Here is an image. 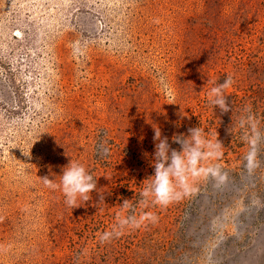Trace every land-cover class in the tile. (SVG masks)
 Returning <instances> with one entry per match:
<instances>
[{"label":"rangeland","instance_id":"rangeland-1","mask_svg":"<svg viewBox=\"0 0 264 264\" xmlns=\"http://www.w3.org/2000/svg\"><path fill=\"white\" fill-rule=\"evenodd\" d=\"M155 126L223 147L166 207ZM70 160L104 203L40 180ZM0 264H264V0H0Z\"/></svg>","mask_w":264,"mask_h":264},{"label":"clouds","instance_id":"clouds-1","mask_svg":"<svg viewBox=\"0 0 264 264\" xmlns=\"http://www.w3.org/2000/svg\"><path fill=\"white\" fill-rule=\"evenodd\" d=\"M233 84L232 77H226L223 83H215L208 95L209 103L221 113L230 110L224 91ZM154 153L152 155V167L154 174L147 178L146 186L140 192L142 205L148 204L151 197L153 205L166 207L175 199H178L190 187L189 180H195L202 173L219 175V170L211 167L205 168V162L216 159L222 155L223 147L217 137L215 141L205 139V133L200 127H192L187 134L173 135L172 143L179 145V151L172 149L167 137L162 136L158 126L153 127ZM59 184L47 176L40 179L46 186L59 188L65 203L69 208H79L77 200L85 204L92 200V193H97L98 203L105 200V195L98 192L97 180L89 173L86 167L78 162L70 160L69 164L58 176ZM130 200L124 199L121 206L129 207ZM155 220V217H152Z\"/></svg>","mask_w":264,"mask_h":264}]
</instances>
